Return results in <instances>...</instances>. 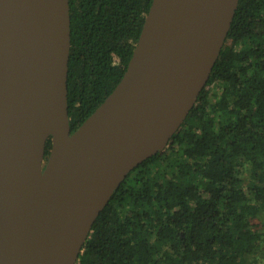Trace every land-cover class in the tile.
<instances>
[{"label":"trees","instance_id":"obj_1","mask_svg":"<svg viewBox=\"0 0 264 264\" xmlns=\"http://www.w3.org/2000/svg\"><path fill=\"white\" fill-rule=\"evenodd\" d=\"M151 3L68 0L71 132L122 78ZM50 147L48 137L45 158ZM262 255L264 0H238L193 107L161 152L119 180L77 264H260Z\"/></svg>","mask_w":264,"mask_h":264},{"label":"water","instance_id":"obj_2","mask_svg":"<svg viewBox=\"0 0 264 264\" xmlns=\"http://www.w3.org/2000/svg\"><path fill=\"white\" fill-rule=\"evenodd\" d=\"M237 3L196 0L193 14L176 24L153 22L164 0H152L122 78L71 132L68 0H0V264H77L119 180L161 152L193 107ZM56 10L65 15L62 45ZM36 51L53 61L55 119L51 131L40 127L23 144L28 57Z\"/></svg>","mask_w":264,"mask_h":264},{"label":"bare ground","instance_id":"obj_3","mask_svg":"<svg viewBox=\"0 0 264 264\" xmlns=\"http://www.w3.org/2000/svg\"><path fill=\"white\" fill-rule=\"evenodd\" d=\"M195 7L196 0H164L162 14L152 18V21L165 20L180 24L193 14ZM59 10L54 12L53 19L56 25L57 39L59 44L62 45L65 41V15L64 12ZM28 61L30 113L21 121L23 144L30 142L36 136L40 127L46 131H51L55 119L53 101L50 95L53 61L45 57L43 53H39V51L30 54Z\"/></svg>","mask_w":264,"mask_h":264},{"label":"rangeland","instance_id":"obj_4","mask_svg":"<svg viewBox=\"0 0 264 264\" xmlns=\"http://www.w3.org/2000/svg\"><path fill=\"white\" fill-rule=\"evenodd\" d=\"M243 177H246V175H244ZM247 180V177L245 178V182ZM260 264H264V255L261 256V260H259Z\"/></svg>","mask_w":264,"mask_h":264}]
</instances>
